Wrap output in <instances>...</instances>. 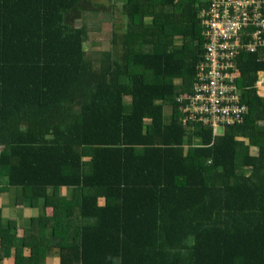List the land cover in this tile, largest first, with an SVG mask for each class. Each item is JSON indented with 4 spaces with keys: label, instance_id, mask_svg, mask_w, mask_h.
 Listing matches in <instances>:
<instances>
[{
    "label": "trees",
    "instance_id": "trees-1",
    "mask_svg": "<svg viewBox=\"0 0 264 264\" xmlns=\"http://www.w3.org/2000/svg\"><path fill=\"white\" fill-rule=\"evenodd\" d=\"M111 2L0 0L1 179L52 210L58 264H264V49L240 59L250 115L216 136L177 103L209 0H125L96 58L77 23Z\"/></svg>",
    "mask_w": 264,
    "mask_h": 264
},
{
    "label": "built area",
    "instance_id": "built-area-1",
    "mask_svg": "<svg viewBox=\"0 0 264 264\" xmlns=\"http://www.w3.org/2000/svg\"><path fill=\"white\" fill-rule=\"evenodd\" d=\"M206 43L194 92L177 97L184 124L218 128L242 124L251 113L239 85L240 59L264 49V0H209L199 13ZM256 88L264 91V73Z\"/></svg>",
    "mask_w": 264,
    "mask_h": 264
},
{
    "label": "crops",
    "instance_id": "crops-1",
    "mask_svg": "<svg viewBox=\"0 0 264 264\" xmlns=\"http://www.w3.org/2000/svg\"><path fill=\"white\" fill-rule=\"evenodd\" d=\"M6 189V190H4ZM16 188L8 186V182L0 177V209H5L0 219V229L8 233L0 235V264H58L53 239L51 214H45L43 209H30L20 197ZM11 200V202H9ZM44 204H41V208ZM34 213V215H32ZM11 220L14 224H10ZM15 228L13 234L11 229ZM43 233V234H42ZM59 251V247H56ZM47 255V259L43 258Z\"/></svg>",
    "mask_w": 264,
    "mask_h": 264
},
{
    "label": "rangeland",
    "instance_id": "rangeland-1",
    "mask_svg": "<svg viewBox=\"0 0 264 264\" xmlns=\"http://www.w3.org/2000/svg\"><path fill=\"white\" fill-rule=\"evenodd\" d=\"M96 2H108L109 0H94ZM125 0H112L111 4V13H87L82 19H80L77 23L78 26L80 25H86L89 30V39L85 44V48L88 51L90 55L93 57L98 58L99 55L103 52L109 51L110 53L113 50V38L115 35H121L123 31L125 30V20L122 16V6ZM131 101L128 99H125V105L130 106ZM170 111L167 110L166 116H169ZM224 129L218 128V134L221 136L223 135ZM66 192L61 191L60 197L65 196ZM67 194V193H66ZM70 196H73V194H70ZM11 202V200H9ZM43 204V203H42ZM5 211V209H0V216H2V213ZM33 212V210H32ZM49 213L51 214V211L49 210ZM75 214H79V210H75ZM34 215V213H32ZM1 219V217H0ZM10 224H14L11 220ZM12 233L15 234L16 230L15 228L11 229ZM55 252L57 253V256L60 257V253L58 249L55 247ZM43 258L47 259V255L43 254ZM49 264H53L52 260H48Z\"/></svg>",
    "mask_w": 264,
    "mask_h": 264
},
{
    "label": "clouds",
    "instance_id": "clouds-1",
    "mask_svg": "<svg viewBox=\"0 0 264 264\" xmlns=\"http://www.w3.org/2000/svg\"><path fill=\"white\" fill-rule=\"evenodd\" d=\"M179 97V96H178ZM203 128H205V127H203ZM214 131V130H213ZM219 135V134H218Z\"/></svg>",
    "mask_w": 264,
    "mask_h": 264
}]
</instances>
